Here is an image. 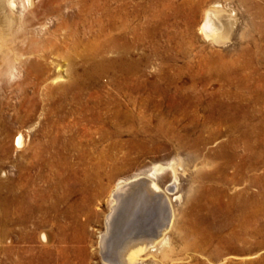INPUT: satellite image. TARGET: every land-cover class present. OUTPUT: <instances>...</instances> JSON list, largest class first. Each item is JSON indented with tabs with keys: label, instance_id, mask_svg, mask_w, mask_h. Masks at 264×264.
<instances>
[{
	"label": "rangeland",
	"instance_id": "rangeland-1",
	"mask_svg": "<svg viewBox=\"0 0 264 264\" xmlns=\"http://www.w3.org/2000/svg\"><path fill=\"white\" fill-rule=\"evenodd\" d=\"M43 1L54 10L38 33L44 45H94L113 25L133 30L132 63L97 70L72 51L64 62L56 49L50 60L61 70L45 68L48 79L37 83L28 52L20 76L0 78V264H109L101 240L116 184L162 166L154 180L166 194L176 165L173 224L137 264H264V62L252 44L264 0ZM209 7L224 12L219 42L200 30ZM23 30L26 48L33 36ZM17 133L26 139L20 150ZM242 133L247 150L235 143L239 159L225 166L219 150ZM23 192L32 213L17 211ZM8 197L24 224H5ZM242 200L257 216L240 222Z\"/></svg>",
	"mask_w": 264,
	"mask_h": 264
},
{
	"label": "bare ground",
	"instance_id": "bare-ground-1",
	"mask_svg": "<svg viewBox=\"0 0 264 264\" xmlns=\"http://www.w3.org/2000/svg\"><path fill=\"white\" fill-rule=\"evenodd\" d=\"M41 1L42 0H0L1 79H13L16 76H20L21 69L23 66H25L24 54L28 52H30V54H32L34 57V60L28 64V71L33 73L37 83H42V81L44 82V80L49 76L47 75V70H49V67L56 68L57 72L61 70L58 65H54V63L50 60L52 53L56 49L61 50L64 62L69 61V57L71 55L70 53L72 51L74 55L81 58L86 63H89L97 70L105 65H117L119 67H122L123 65H131L132 60L130 55L134 40L132 37L129 38V34L133 33V30H130L129 32L125 30L119 31L118 28L114 27L113 25H109V31H99V33L96 35L98 41H96V44L94 45H91L89 42L85 43L84 40L79 38L75 39L72 45L68 44V42L65 41V38L62 40V43L57 44V46L56 44H53L52 41L51 43L53 45L51 43V45H44V42H42L44 40L39 38L38 33L45 29L47 23L44 21L45 19L50 20L49 18H51L53 15L52 13L54 10H47L44 7L45 2L43 1V3ZM192 6L194 8L191 7L193 8L191 12L193 13L195 6L194 4ZM222 10H219L218 7L207 9L206 13L204 14L203 24L200 29L203 31V34H205L207 39L211 38L215 42H219L221 38V31L224 26V24L222 25L221 23V18L223 17H221V13L223 12ZM225 22L226 21H224V23ZM227 24H229V22ZM254 28L259 33V38L252 40L253 46L258 47V51L253 52L254 58L255 60L257 59L264 62V25H255ZM21 30L29 31L30 35L33 36V40L31 41L29 47L25 48L23 46L25 37L23 35L20 36L18 33V31ZM54 35L55 34H50L49 36L53 37ZM71 37H74V35H71ZM260 43H263L261 49L259 48L261 45ZM245 50V53H250L249 50ZM54 55L57 56V52H55ZM108 55H113V58L111 60L107 59ZM46 60L50 61L47 62ZM45 68H47V70ZM60 80H62V78H56L54 81ZM116 117L119 118V116ZM129 117L125 116L124 119ZM232 120L234 121L235 127L242 129L244 128L243 122L241 123L239 121L236 123L235 119ZM133 122L134 121H132V123ZM116 131L117 129H115V133L119 135V133ZM169 132L173 131L170 130ZM156 133H161L162 135L163 131L159 132V130H157ZM239 136L241 137L235 138L231 141V143H228L229 145H226L223 148L221 147L222 149L219 150L220 153L217 154V156L225 159V166H227L232 160H235L236 158L239 159V156L237 157L235 154L236 152H234L236 150L234 146L235 143L242 142V144L246 145L244 146V150H247V143L244 141L246 139V135L242 133ZM25 140V136L22 133H17V136L14 137V146L19 150L23 149L25 147ZM175 142L177 145H180L182 144V139L176 136ZM233 148H235V150H233ZM157 149L158 148L156 147H153L152 149L148 148L147 150L142 149L141 154L145 155L146 153L151 151L153 152ZM247 160L248 159L246 158L243 159L240 157V164H238L236 167L240 170L244 169L243 166L244 164L246 165ZM176 166H170L169 168L172 172L173 180L167 186L166 194L160 189L157 182L154 180L156 179V175L164 170V167L162 166L154 168L153 171L147 175H139L126 181L122 180L116 184V187L112 192L113 200L111 210L106 217V229L108 233H106L107 235H104L101 240V250L105 262H108L109 264H137L138 258H140L141 255L158 245L160 242L162 243L164 241L166 232L171 227V224H173L172 220L174 215L172 212L171 203L167 197V191H174L176 188ZM222 169L224 172H221V174L222 177H224L225 168L222 167ZM8 192L10 193V191ZM26 193H21V200L16 201L18 203L17 211L21 214L23 213V210L30 211V213H32L34 210L33 205L30 202L31 198L26 196ZM13 199L14 198L8 197L4 205L3 216L7 227L10 224H24L25 222V220L21 221L19 217L14 219L15 213H12V209L15 204V199ZM234 203H236L235 199L231 198L227 208L230 207L231 210L235 205ZM247 203L242 200V202L239 203L240 205L236 204L238 207L236 206L235 208H239L240 214L235 216V218L240 222L244 221L247 217L254 218L257 216L255 211H251V209L249 211V205ZM27 211H25L26 214L28 213ZM24 219H26V216ZM39 236L42 240H46V235L42 232L39 234ZM7 241L8 243H11V239H7ZM7 253L12 255L11 247L9 250H7Z\"/></svg>",
	"mask_w": 264,
	"mask_h": 264
}]
</instances>
